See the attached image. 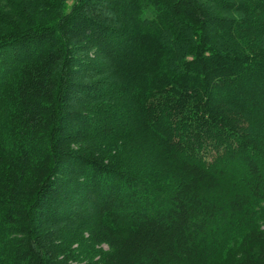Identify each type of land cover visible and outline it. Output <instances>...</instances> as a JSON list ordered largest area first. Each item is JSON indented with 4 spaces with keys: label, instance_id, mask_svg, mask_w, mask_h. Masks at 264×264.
Listing matches in <instances>:
<instances>
[{
    "label": "trees",
    "instance_id": "16d2710c",
    "mask_svg": "<svg viewBox=\"0 0 264 264\" xmlns=\"http://www.w3.org/2000/svg\"><path fill=\"white\" fill-rule=\"evenodd\" d=\"M0 264H264V0H0Z\"/></svg>",
    "mask_w": 264,
    "mask_h": 264
},
{
    "label": "rangeland",
    "instance_id": "374dc122",
    "mask_svg": "<svg viewBox=\"0 0 264 264\" xmlns=\"http://www.w3.org/2000/svg\"><path fill=\"white\" fill-rule=\"evenodd\" d=\"M146 11L144 13V17H147V16H150L151 17V16H153V12H151V10H148L147 12Z\"/></svg>",
    "mask_w": 264,
    "mask_h": 264
}]
</instances>
